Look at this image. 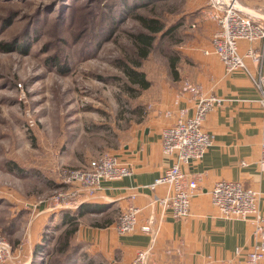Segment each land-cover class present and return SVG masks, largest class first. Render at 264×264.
<instances>
[{"label":"rangeland","instance_id":"1","mask_svg":"<svg viewBox=\"0 0 264 264\" xmlns=\"http://www.w3.org/2000/svg\"><path fill=\"white\" fill-rule=\"evenodd\" d=\"M58 1L0 0V45L28 40L25 54L0 50V243L7 245L0 264H117L82 231L117 222L121 214L110 208L78 217L77 233L62 252L76 209L53 200L69 188L59 172L83 169L100 154L117 156L159 91L180 84L191 68L183 49L197 25L189 0H161L118 24L112 17L119 0H63L64 7ZM138 14L159 19L164 30L175 28L170 37L157 34L143 59L136 58L134 35L143 30L132 17ZM125 65H139L150 87L130 84ZM40 205L55 210L30 257L24 248Z\"/></svg>","mask_w":264,"mask_h":264},{"label":"crops","instance_id":"2","mask_svg":"<svg viewBox=\"0 0 264 264\" xmlns=\"http://www.w3.org/2000/svg\"><path fill=\"white\" fill-rule=\"evenodd\" d=\"M189 1V12L193 17L191 25L195 27L196 24L197 28L191 30V37L183 50L192 62L191 68L182 75L180 84L159 91L158 97L150 102L145 120L117 154L122 163L130 166L131 175L104 183L93 198L84 202L104 206L102 213L109 212L110 208L119 214L130 205L140 209L137 231L126 236L115 231L117 218L100 228L82 230L90 246L110 262L128 264L137 252L149 247L151 235L139 230L148 221L154 229L159 226L149 264H250L247 253L256 245L252 224L222 218L212 205L209 191L220 181L241 183L258 191L259 209L264 213V167L258 162L264 109L249 76L242 71L226 73L215 56L204 53L211 50V39L217 27L204 15L209 0ZM240 2L245 10L264 16V0ZM258 46V43L239 42L242 55ZM245 65L251 75H255L256 67L250 59H245ZM185 81L200 85L204 97L213 96L222 103L208 113L203 123V130L213 137L212 145L200 161H192L184 168L188 177L197 180L198 193L191 201L190 215L174 220L169 213L161 218L160 207L153 204L156 198L164 195L165 187L159 186L152 191L149 186L172 165V160L163 154L161 148L162 129L173 124L179 109L191 114L197 101L191 93L184 92ZM45 207L40 205L30 224V237L24 248L30 257L55 210L50 205ZM21 209L19 206L18 211ZM238 250L239 254L236 253ZM261 264H264V257Z\"/></svg>","mask_w":264,"mask_h":264},{"label":"built area","instance_id":"3","mask_svg":"<svg viewBox=\"0 0 264 264\" xmlns=\"http://www.w3.org/2000/svg\"><path fill=\"white\" fill-rule=\"evenodd\" d=\"M204 15L217 27L211 39V50H205L204 53L215 56L226 73L242 71L249 76L259 92V104L264 109V16L245 10L240 0H209ZM239 42L249 45L258 43L259 46L242 55ZM245 59H250L255 65V75H251ZM183 90L191 93L197 101L191 114L188 115L185 109H179L173 124L162 129L161 148L163 154L172 160V165L149 186L152 191L159 186L165 187L164 195L156 198L153 204L160 207L161 218L169 213L174 220L185 219L190 215L191 201L198 193L197 180L188 177L184 168L191 165L192 161H200L212 145L213 137L203 130V123L208 113L222 103L219 98L204 97L202 87L192 82L185 81ZM262 129L258 162L264 167V127ZM131 173L130 166L122 163L118 156L111 153L100 154L83 169H61L60 181L69 188L56 194L53 200L63 208L74 205L76 209L79 204L93 198L104 183L119 181ZM209 196L222 218L252 224L256 245L247 253V260L250 264H261L264 257V213L259 209L258 191L238 182L220 181L214 184ZM139 212L138 207L128 206L120 213L115 231L121 236L136 232ZM151 224L148 221L139 228L141 232L151 235L149 247L137 252L128 264H149L148 258L159 232V226L154 229ZM6 246L4 242L0 243L1 249ZM236 253L239 254L240 250Z\"/></svg>","mask_w":264,"mask_h":264},{"label":"trees","instance_id":"4","mask_svg":"<svg viewBox=\"0 0 264 264\" xmlns=\"http://www.w3.org/2000/svg\"><path fill=\"white\" fill-rule=\"evenodd\" d=\"M161 0H123V1H113V7L117 8L118 13L117 17L115 18V14L113 15V19H115V23L118 24L122 18H128L132 16L133 12L138 10L139 8H146L150 7L157 2ZM61 2V7H64L63 0L58 1ZM61 18V17H60ZM59 18V19H60ZM135 19L137 22H139L143 32H138L136 35H134V40L135 43L137 44V55L136 58L143 59L148 55V49L152 46L155 36L157 34H161L163 37H170L171 33L175 30L174 27H171L169 29L164 30V27L161 25L159 19L153 18V17H148L142 14L134 15L132 17ZM125 21V20H124ZM10 22V21H9ZM27 38L26 36L18 45V41L12 42V43H6L0 45V50L4 52H9L11 50L17 51L20 49V52L25 54L28 52L27 49ZM10 42V41H9ZM52 63H55L54 59H50ZM177 63L178 60L177 58H172L170 59L169 63V68L171 70V74L177 76ZM125 76L127 78V81L132 84L133 86H137L138 90H147L150 87V84L147 82L144 72L143 71H138L139 65H135L134 67L125 65ZM104 206L98 205V204H88V203H82L79 204L78 207L76 208V211L73 213V219L69 221L68 224H71V228L69 230L64 231L65 233L63 234V251H66L68 249V246L70 242L72 241L74 235L77 233V220L78 217L84 216L85 214H98L101 213L103 210ZM101 225L100 227H102ZM37 249L40 251L41 246L37 247ZM36 251V253L38 252Z\"/></svg>","mask_w":264,"mask_h":264}]
</instances>
